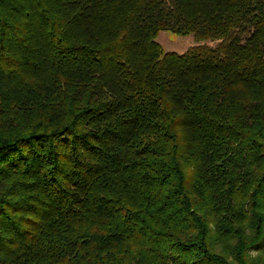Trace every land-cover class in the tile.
<instances>
[{
  "label": "trees",
  "instance_id": "1",
  "mask_svg": "<svg viewBox=\"0 0 264 264\" xmlns=\"http://www.w3.org/2000/svg\"><path fill=\"white\" fill-rule=\"evenodd\" d=\"M0 264H264V0H0Z\"/></svg>",
  "mask_w": 264,
  "mask_h": 264
},
{
  "label": "rangeland",
  "instance_id": "2",
  "mask_svg": "<svg viewBox=\"0 0 264 264\" xmlns=\"http://www.w3.org/2000/svg\"><path fill=\"white\" fill-rule=\"evenodd\" d=\"M157 42L166 52L182 54L194 45L193 36H178L172 33L161 32L157 37ZM256 254H252L254 256Z\"/></svg>",
  "mask_w": 264,
  "mask_h": 264
}]
</instances>
